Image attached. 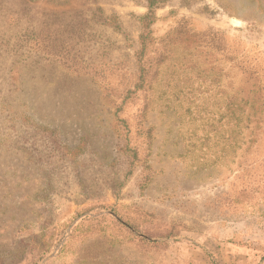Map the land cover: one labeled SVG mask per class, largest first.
<instances>
[{"label": "rangeland", "instance_id": "rangeland-1", "mask_svg": "<svg viewBox=\"0 0 264 264\" xmlns=\"http://www.w3.org/2000/svg\"><path fill=\"white\" fill-rule=\"evenodd\" d=\"M257 97L264 0H0V264H264Z\"/></svg>", "mask_w": 264, "mask_h": 264}, {"label": "trees", "instance_id": "trees-1", "mask_svg": "<svg viewBox=\"0 0 264 264\" xmlns=\"http://www.w3.org/2000/svg\"><path fill=\"white\" fill-rule=\"evenodd\" d=\"M229 117L226 122L229 126L228 147L232 150L241 151L243 146L245 150L243 153H248L250 148L257 151L262 145L261 134L264 133V102L260 98L253 100H240L231 103L227 109ZM264 151V149H263ZM252 165L260 163L257 157L254 158Z\"/></svg>", "mask_w": 264, "mask_h": 264}]
</instances>
